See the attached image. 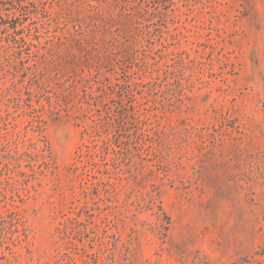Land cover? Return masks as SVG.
Wrapping results in <instances>:
<instances>
[{
	"label": "rangeland",
	"instance_id": "rangeland-1",
	"mask_svg": "<svg viewBox=\"0 0 264 264\" xmlns=\"http://www.w3.org/2000/svg\"><path fill=\"white\" fill-rule=\"evenodd\" d=\"M0 264H264V0H0Z\"/></svg>",
	"mask_w": 264,
	"mask_h": 264
}]
</instances>
